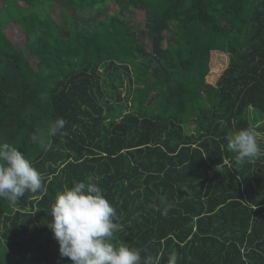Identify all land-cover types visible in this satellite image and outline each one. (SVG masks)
Segmentation results:
<instances>
[{
	"label": "trees",
	"instance_id": "trees-1",
	"mask_svg": "<svg viewBox=\"0 0 264 264\" xmlns=\"http://www.w3.org/2000/svg\"><path fill=\"white\" fill-rule=\"evenodd\" d=\"M256 113L264 0H0V142L44 185L0 198V264H71L50 212L78 181L115 207L116 241L159 264H264V139L250 163L227 150L232 133L260 132ZM57 118L66 135L33 144Z\"/></svg>",
	"mask_w": 264,
	"mask_h": 264
},
{
	"label": "clouds",
	"instance_id": "clouds-1",
	"mask_svg": "<svg viewBox=\"0 0 264 264\" xmlns=\"http://www.w3.org/2000/svg\"><path fill=\"white\" fill-rule=\"evenodd\" d=\"M66 120L57 118L44 130H37L30 139L33 144L47 150L50 137L66 135ZM227 150L235 154V162L243 165L261 155L258 134L246 128L228 137ZM44 190L42 174L16 147L0 142V198L17 203L25 193L35 194ZM161 203L164 204L163 198ZM171 205L162 208L167 216ZM50 229L59 244L61 257L69 258L71 264H159L151 254L116 241L121 230L117 223V211L106 198L98 183L78 181L57 194L51 207ZM168 264H177L172 254Z\"/></svg>",
	"mask_w": 264,
	"mask_h": 264
},
{
	"label": "rangeland",
	"instance_id": "rangeland-1",
	"mask_svg": "<svg viewBox=\"0 0 264 264\" xmlns=\"http://www.w3.org/2000/svg\"><path fill=\"white\" fill-rule=\"evenodd\" d=\"M104 10H106L108 12V16L114 12L113 8L110 7V5H105ZM142 18H144L143 13L139 15V18L137 20L139 21ZM6 33H7L8 37L10 39H12V41H14L15 43L19 42L18 40H20V37L16 34L15 29L12 26H9L7 28ZM217 56H218L217 57L218 58L217 63H219V65H217V67L219 68V70L217 71V74H219L223 71L225 65H227L228 56L226 54H221V53H218ZM125 104H127V103H125ZM125 112H129V106H128V108L125 109ZM252 117L254 120L253 123L255 125V128L260 130V132L258 133V137L263 140L264 139V135H263L264 134V116H263V114L256 113ZM3 231H4L3 226H2V224H0V235L3 233Z\"/></svg>",
	"mask_w": 264,
	"mask_h": 264
}]
</instances>
